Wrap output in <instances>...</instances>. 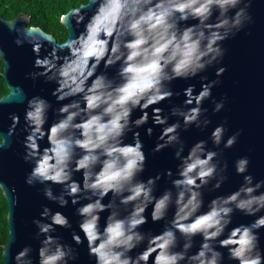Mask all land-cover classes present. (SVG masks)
<instances>
[{
	"label": "clouds",
	"instance_id": "clouds-1",
	"mask_svg": "<svg viewBox=\"0 0 264 264\" xmlns=\"http://www.w3.org/2000/svg\"><path fill=\"white\" fill-rule=\"evenodd\" d=\"M248 7L249 0H86L60 16L61 23L67 17L77 28L83 24V31L43 57L40 49L45 42L28 35L33 27L26 23L17 31L16 46L31 44L35 56L37 71L28 76L54 83L51 96L59 104L53 108L39 95L27 99L22 159L31 168L25 183L59 185V195L45 187L44 197L61 208L69 202L78 205L79 232H72V242L85 245L94 264H223L224 253L219 249H226L228 261L234 264H264L259 247L264 180L254 182L246 174L248 158H239L234 167L243 182L235 191L212 198L204 211L202 190L212 181V190L220 189L227 179L222 174L227 165H220L218 153L207 150L204 140L194 143L185 155L178 131L181 121L184 130L210 123L201 119L207 111L202 104L218 81L204 83L207 78L200 74L223 58L222 42L251 21ZM7 26L11 31L14 23L9 21ZM0 57H4L2 49ZM113 68L115 74L110 76L107 70ZM224 71L217 68L215 75ZM197 76L201 88L196 92L195 85L189 84L183 90V107H172L168 115L162 108L151 107L171 100L169 85L174 80ZM14 94L19 96L20 89ZM223 106L222 101L216 102L213 111ZM50 111L55 117L51 123ZM135 111L140 115L133 119ZM169 116L180 119L169 124ZM11 119L9 137L20 123L16 114ZM149 119L152 126L144 128L146 136L160 127L152 151L173 147L179 161L175 174L165 170L171 187L159 195L156 186L161 174L139 178L147 157L138 129ZM225 131L223 125L211 131L214 145L221 144ZM129 133L131 143L127 142ZM238 135L229 136L224 148H231ZM237 211L254 219L230 227ZM101 213H107L103 224ZM149 215L153 223L164 222L159 234L141 231ZM39 216L33 220L35 237L43 239L36 249L35 264L76 261L77 248L51 234L55 227L70 229L68 218L47 206ZM196 236L201 238L198 247ZM32 252L30 245L24 246L12 257L14 264H33Z\"/></svg>",
	"mask_w": 264,
	"mask_h": 264
},
{
	"label": "water",
	"instance_id": "water-1",
	"mask_svg": "<svg viewBox=\"0 0 264 264\" xmlns=\"http://www.w3.org/2000/svg\"><path fill=\"white\" fill-rule=\"evenodd\" d=\"M247 11L251 16V21L240 31L236 32L234 36L222 42L221 47L225 49L223 58L219 63H214L213 66L200 74L207 78L204 83L218 81L211 88L210 98L203 101L202 104V108L207 111L201 119L207 118L210 123L203 128L190 125L187 130H184L181 121V129L178 130L180 139L185 145V155L188 148L194 143L204 140L207 142V150L218 153L216 159L220 162V165H227L222 173L227 179L223 182L220 189L212 190V183H215V181H212L207 188L202 190L206 205L204 211H207L208 201L212 198L235 191L243 182V177L236 174L234 167L235 161L239 158H248L249 165L246 174L252 175L254 182L264 180V0H249ZM9 21L14 23V28L11 31L7 26ZM29 22V17L24 13H19L11 20H6L0 16V49L4 52V57H0V61L3 64L1 76L8 91L7 94L0 98V145L5 143L3 147L0 146V189L8 207V240L2 246V261L3 264H14L12 257L15 253L24 246L30 245L33 249V264H35L36 249L39 247V241L43 237L41 236L39 239L35 237L37 229L33 224V220L39 219V213L42 208L47 206L52 212L59 211L64 214L72 225L70 229L55 227V231L51 233L53 236L60 237L62 243L77 248L78 258L76 261L69 262V264H94V260L87 255L86 246H76L72 242V232H79L78 222L80 218L76 215V207L78 205L73 206L69 202L66 207L61 208L44 197L43 189L45 187H51L53 194L59 195L61 191V186L59 185L49 183L29 186L25 183V177L31 168V165L26 164L22 159L25 136L23 116L27 99L34 95H39L50 101L53 108L59 107L55 97L51 96V91L56 85L46 82L43 77L33 80L28 76L29 73L37 71V69L33 68L35 56L31 44L25 43L23 47H17L14 43L17 31H22L25 24ZM188 23H194V21H188ZM61 25L67 31L65 40L69 39L71 35L72 38H75L78 31H83V24L77 28L71 24L67 17ZM32 27L33 31L28 34L29 37L33 40L45 42L40 49L41 57L47 55L60 44L53 35L42 28ZM220 67H223L225 71L222 75L216 76V70ZM107 71L110 76L115 74L114 68ZM189 84L195 85V90L198 92L201 88L200 77L197 76L190 80H174L169 85L173 91L171 100L162 101L160 104L152 105L151 107L162 108L164 115H168L170 109L174 106L183 107L185 99L183 90ZM15 89H20L21 94L19 96L15 94L11 96ZM221 101L224 105L223 108L219 112H214V104ZM148 111L151 114V108ZM12 114L20 117V123L16 126L14 135L9 137V127L13 123ZM139 115V111H135L133 119ZM54 118L50 111L49 123ZM179 119L178 117L169 116L168 123L177 122ZM218 125H223L226 131L221 144L216 146L210 139V133ZM149 126H152L151 119H149L147 125L138 129L147 157L145 171L139 178L146 180L157 173L161 174L162 178L156 186V195H159L164 189L171 187L169 178L163 175L165 170L171 169L175 174L179 161L174 158L175 149L173 147L165 148L159 153L152 151L158 142L157 137L160 133V127H154L153 135L148 137L144 134V128ZM235 133H239L236 143L231 148H224V141ZM127 142L131 143V133L127 136ZM42 146H44L43 142ZM75 178L79 180L80 174L77 173ZM107 202L108 198H105L104 203ZM150 211L151 209L149 208ZM106 215L107 213H101V224H103V219ZM145 215H148V213H145ZM169 219H171L170 213ZM253 219L254 217L245 216L239 211L234 212L230 227L239 224H249ZM163 224L164 222L153 223L149 215V222L142 227L141 231L153 235L159 234ZM200 239L199 236L194 238L197 247ZM6 247L5 256L4 250ZM141 247L143 248L144 245ZM259 247L262 254H264V228L259 230ZM193 251H195V248ZM219 251L224 253L223 264H234V262L228 261L226 249H219Z\"/></svg>",
	"mask_w": 264,
	"mask_h": 264
},
{
	"label": "trees",
	"instance_id": "trees-1",
	"mask_svg": "<svg viewBox=\"0 0 264 264\" xmlns=\"http://www.w3.org/2000/svg\"><path fill=\"white\" fill-rule=\"evenodd\" d=\"M67 1V2H66ZM76 2V3H75ZM86 2V1H85ZM70 3L72 8L84 3V0H0V16L6 20H11L19 13H24L30 19L29 24L34 27L42 28L47 33L53 35L58 43L63 42L67 37V31L57 20L53 24H47L39 19L45 7H52L56 13V18L62 15L64 7ZM75 3V4H73ZM70 5V6H71ZM2 64V62L0 61ZM0 72V98L7 94V88ZM1 141V139H0ZM2 206L7 210L8 207L4 195L0 189V249L6 244L8 240V225L7 213L2 214ZM4 215V216H3ZM0 264H3L2 257H0Z\"/></svg>",
	"mask_w": 264,
	"mask_h": 264
},
{
	"label": "rangeland",
	"instance_id": "rangeland-1",
	"mask_svg": "<svg viewBox=\"0 0 264 264\" xmlns=\"http://www.w3.org/2000/svg\"><path fill=\"white\" fill-rule=\"evenodd\" d=\"M86 0H84V2H85ZM67 2V1H66ZM76 3V2H75ZM75 3H73V4H75ZM70 3H67V5L64 7V9H63V13L62 14H64V13H67L69 10H71L72 9V6L73 5H71ZM60 16L61 15H59L58 16V18H56V13H55V11L52 9V7H50V6H48V7H45V9L43 10V12L41 13V16L39 17V19H41V20H43L45 23H47V24H53V23H55L57 20L60 22ZM16 17V16H15ZM2 70H3V64H1L0 63V72H2ZM4 213V215H5V213H7V210L5 209V208H3V206H2V214ZM3 215V216H4ZM1 255H2V251H1V249H0V257H1Z\"/></svg>",
	"mask_w": 264,
	"mask_h": 264
}]
</instances>
